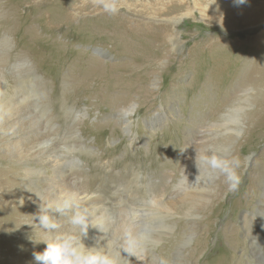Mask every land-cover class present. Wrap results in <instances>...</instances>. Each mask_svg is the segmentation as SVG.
<instances>
[{"label": "rangeland", "instance_id": "obj_1", "mask_svg": "<svg viewBox=\"0 0 264 264\" xmlns=\"http://www.w3.org/2000/svg\"><path fill=\"white\" fill-rule=\"evenodd\" d=\"M2 1L0 189H11L12 180L7 182L11 176V191L25 192V171L7 153L9 142L15 141L16 146L32 143L38 154L55 150L71 178L58 176L59 180L54 177V170L45 165L51 178L38 184L36 201L67 203L63 213L52 217L57 224H63V232L79 233L70 217L77 210L86 209L88 235L93 240L90 246L109 255L115 264H174L175 252L167 255L165 247L178 227L185 237H190V224L195 222L196 230L187 247L188 261L197 264L196 261L210 257L211 264L220 257L218 235L222 228L219 225L206 237L209 226L204 220L220 203L216 197L225 187L221 198L224 203L215 211L213 222L224 223L228 219L226 211L236 208L231 205L236 197H244L231 218L239 228L237 240L241 245L235 251V263L246 258L248 240L241 230L245 225L242 220H253L257 200L254 178L264 172V6L254 5L258 0L240 5L234 0H117L119 11L108 14L97 0H82L80 9L72 12L71 21L51 35L50 30L45 33L36 25H42V14L46 12L57 19L70 11L65 5L73 0ZM61 6L65 11H61ZM239 12L251 15L231 18V14ZM104 15L117 32L125 35L127 46L117 44L125 50L115 52L97 41L108 35L106 28L113 29L95 28L94 23ZM221 15L228 16L233 24L226 31L212 22ZM137 26L143 34H136L135 38L143 35L146 40L139 48L159 56L155 69L144 70V80L139 82L130 75L137 67H129L132 63L128 58L137 50L134 43H139L130 32H136ZM153 30L161 32L160 40L153 37ZM21 47L40 57L32 63L24 58L26 52ZM95 62H102L107 83L113 87L108 96L91 95L94 86L89 81L83 89L78 87L76 79L84 81L95 75ZM119 69L126 73L119 74ZM27 70L29 77L24 76ZM236 85L238 89L232 90ZM219 104V111L204 122L190 118L202 105ZM127 108H134L133 116L128 117L132 121L128 131L120 117L122 109ZM163 111L168 113L165 118ZM252 113H256L254 124L250 122ZM156 116L159 118L150 124ZM132 134L138 137L137 141H132ZM197 151L201 156L215 154L238 159L237 189L229 191L225 177L203 160L198 168ZM127 158L137 163L128 169L132 162ZM32 166L40 168L39 164ZM81 190L91 202L76 201L75 195ZM22 196L13 206H17V211L9 207V211L0 212V230L6 233L9 227L17 226L19 238L35 236L44 240L41 228L31 235L25 229L27 224H38V217ZM25 206L26 210L19 209ZM52 209L49 206L48 210ZM9 236L3 239L7 244L0 242V257L7 258L5 262L14 264V253H33L29 246L15 248ZM45 247L43 243L41 252ZM197 248L200 253L195 258L192 255Z\"/></svg>", "mask_w": 264, "mask_h": 264}, {"label": "bare ground", "instance_id": "obj_2", "mask_svg": "<svg viewBox=\"0 0 264 264\" xmlns=\"http://www.w3.org/2000/svg\"><path fill=\"white\" fill-rule=\"evenodd\" d=\"M2 2H4V1L0 0V5H1ZM71 2L72 3L70 5H65V9H68V11L70 10L68 13L66 12V13L63 14L61 12L62 13L61 16L56 19L54 17V15H53L54 18H52L51 16H48L49 15L48 13L44 12L42 14L43 15L42 18L39 20V21L42 20V25L41 24H36V25H38L39 27H41V29L45 33H47V30H50L49 33L51 35H55L53 33L54 30H57L58 27H60L61 25L62 26L67 25L71 21L72 14L73 13H76L78 11V9H80L79 8V5L81 4L82 0H73ZM15 4H18L19 5V3H14V5ZM254 5L259 6V7L262 8L264 6V2H260L258 0V1H255L254 2ZM5 6H6V3L4 4V7ZM22 9H23V7H22ZM22 9L20 7V11ZM60 9H61V11L62 10L65 11V9L62 6H61ZM40 10H42V8ZM1 12H2V10H1ZM19 13H17V14H19ZM250 15H251L250 12H239L238 14H231L230 16H231V18H233V17L235 18L237 16H240V18H246V17H249ZM20 16H22V15H20ZM108 18L109 17H107V15H104L102 17H99L97 19V22L94 23V25L96 24V27L95 28L97 29V31L103 29L106 26H108L110 28H113V29L106 28V30H108V35L105 36V37L99 38V40L97 39V41L98 42H104V43H106L109 46V49L110 50L116 52L119 49H123V47L117 45L118 43H120V44L123 43L124 46H127L126 45V38H125V35L124 34H121L120 32H117L118 31L117 30V27H115V25L112 24L113 22H111L110 19H108ZM174 19H176V17ZM118 21H122V20L119 18ZM28 22H30V21H28ZM123 22L125 23V21H123ZM212 22L213 23L216 22L217 28L219 30H222V31H226V29H229L231 27V25H233L230 22V20H228V16L226 17V15H221V16H219L217 18V20L212 21ZM35 23H37V22H35ZM26 26H28V25H26ZM82 26L83 27H86V24H83ZM127 28H128V26L126 27V29ZM140 29H141L140 26H137L136 27V30L137 31H140V32L137 33V31L135 32L134 30H131L130 31V32L133 33V38H134L133 40H136L139 43H136V42L134 43V44H137L136 45L137 50L134 52V54L132 56H129L128 57V58H130L131 63H132L131 66H129V67H132V66H134V67L136 66L137 67L136 69H134L133 74H131L132 72L130 73V75H132L137 80V82H139V80H141L146 75L144 70H152L153 71L155 69V67L157 66V64L159 63V61H158L159 56L156 55L157 53H155V52H149V51H144V50H141L139 48V45L141 46L143 44V41L145 40V39H143V35H142V38L141 39L140 38H135L136 34H139V35L143 34ZM158 31H154L153 30L152 34H153V37L158 38V40H160L162 36H161V32L160 31L158 32ZM229 31H231V30H229ZM14 32H16V31H14ZM145 36L147 38H149L147 35H145ZM53 38H55V36H53ZM61 46H62V44H61ZM159 48H158V50H159ZM21 49L25 50V52H26V54H24V56H25L24 58L25 59L27 58V60L32 61V63L36 62L37 59H38V57H40L36 53L28 54V53H31V52L28 51L27 49H24L23 47H21ZM123 50H125V49H123ZM129 51H131V49ZM82 60H84V59H82ZM82 63L84 64L85 62H82ZM101 63H97V65H96V62H95V63H93L94 67L91 66L93 68L92 72L93 73L95 72V75L94 76L92 75V79L86 78V79H84V81L82 79H81L82 81L80 79H76V81L77 82L79 81L78 82V87H81L82 89L84 88L83 85L84 84H87L88 81H89V83L94 86L93 90L90 92L91 95L103 94V95L108 96L112 92L113 87H111L110 85H108V83H107V80L108 79H106L105 76H104L106 73H105L104 69L102 68L103 65ZM146 63H148L149 65L148 66H143L141 68L138 67V66H141V65L146 64ZM36 64H38V63H36ZM83 64H82V66H83ZM123 66H125V65H123ZM106 67H108V66H106ZM127 70H129V69H127ZM130 70H132V69H130ZM107 71H110V70H107ZM82 72H84V71H82ZM113 73H115V72H113ZM123 73H126V72L120 71V69H119V74H123ZM24 76H26V77L31 76V74L29 73V70H27V71L24 72ZM120 76H122V75H120ZM109 77H111V76H109ZM118 78L119 77L117 76V78H114V79L116 80ZM142 80H144V79H142ZM145 80H147V79L145 78ZM123 81H125V80H123ZM130 85H132V84H130ZM124 87H126V86H124ZM237 89H238V86L236 85V87H233L232 90H235L236 91ZM152 95H153V93H152ZM148 107L149 106H147V108ZM220 107H221V104H219V106H217V107L216 106H209V105H205V107H204V105H202L201 108H199V109L197 108L196 110L193 111V113L190 115V118H192V121L194 119H197V118L199 119V121H195V122H204L207 118L214 117L213 115H215L216 112L219 111ZM133 114H134V108L122 109V111H121V116L120 117H122L121 118L122 125H124L123 127L127 131H128V129L131 128V122H132V121L129 122L128 117L133 116ZM167 114L168 113H165V111H163L161 115H162L163 118H165V116H167ZM254 114H256V113H254ZM254 114L252 113L250 115V122L252 124H254L253 123V120L256 117V115H254ZM185 115L186 116L188 115L187 112H186ZM158 118L159 117L156 116L155 119H153L149 123L152 124ZM133 120H135V119H133ZM149 123L145 122V124H149ZM113 126H114V124H113ZM199 135H201V132H200ZM132 137H133V134H132ZM137 140H138V137L137 136H134L133 139H132V141H137ZM197 142H198L197 140L194 141V143H197ZM15 144H17V143H15V141L14 142L11 141V142H9L6 145L7 146V149H8L7 153L11 156V158L13 160L17 161V164H20L24 168L25 176H26L25 177L26 183L24 185L25 192L17 193L16 191H11L12 187L14 186V180L12 179L11 176H8L7 177V182H10L12 180L11 185H13V186L11 187V189H0V212H2V211H9V207H13L16 204L17 199L23 195L22 196V199H25L28 203H30L32 205L31 207L34 209V214L37 215V217L40 214H42L41 213V206H43V207H45L47 209V214L50 215L51 218L53 217L54 214L63 213L65 211V208H64V210L62 212H57L56 211V208L57 207H60V206H63L64 205L62 203V201L55 200V202H52L51 199H48V200H45V201H40V202L39 201H36V198H37V194H36L37 191L36 190L37 189L39 190L38 184L39 183L45 184L46 183L45 180L51 178L49 176L47 170H46L48 167H50L51 169L54 170V177L61 176L63 178H71L70 177L71 175L68 174V173H66L63 170V166L65 164L64 163L61 164V156L58 153H56L55 150L54 151L51 150V151H49L47 153H43V154H41V153L38 154L39 152L33 151L32 143H29V142H24L21 146H16ZM197 146H199V144ZM127 159H128V161H130L132 163L134 162L133 164L131 163V165L128 167V169L130 167L134 166L137 163V160L132 161V159H130V158H127ZM34 164H39L40 165V168L33 167L32 165H34ZM45 165H47L48 167H45ZM58 179H59V177H58ZM254 181L257 182V186L255 188V198H257V200H256V206L254 208L253 220L250 221L248 218H246L245 220H242L243 222H245L244 223L245 225H243V227L241 228V230L244 233H246V237H247V240H248L247 247H246V252H248V253H247L246 258H245V256L240 258V263H238V264H264V172H260L258 174V176L254 178ZM224 189H225V187H221V190L219 191V193H218V195L216 197L217 201L220 202V203H218L217 205H215V207H214L215 209H212V210L210 209L211 211L209 213H207V217L204 220V223H207L208 226H209V228L207 229V232H206V233H208L206 237H210L211 234H212V232L219 225L222 228L221 229V232L219 233V235L217 234L218 235V238L220 239V242H219V245H220L219 246V254H220V257H219V259H218V261L216 263H211V264H237V263H235V260L237 259L235 251L236 250H239L240 247H241V245L238 243V240H237V232L239 231L238 230L239 228L237 226H235V225L232 224L233 218H231V216H233L232 214H234V212L236 213V210L240 206V202L243 201V198L244 197L242 195L239 196V197H236V199L231 204L232 205V209H233V206L236 207L235 210L233 211V210H230L229 209V212L230 213L228 211H226V214L228 215V217H227L228 219L225 220L224 223H222V224L221 223H217L216 224L215 222H213L214 215L216 214L215 211H217V209H219V207H221L223 205V203H224V202H221V198L225 194ZM85 194H86L85 193V190H81L79 194L77 193L75 195V197L77 199L76 201H78L79 203H83V204L84 203H87L88 201H90L91 199L89 197L85 196ZM171 195H173V194H171ZM81 196H85L83 200L80 199ZM183 201H185V200H183ZM49 206H52L53 209L52 210H48ZM26 208H28V207L25 206L24 208H19V209H22L24 211V210H26ZM14 209L17 211L18 210L17 209V206ZM190 225H191L190 226V230H189L190 231V237H188L189 235H187L185 237L184 234H183V232H182V229L180 227H178L177 233L175 234V236L173 237V239L171 241H169V244L165 247V253L167 255L170 252H173V251L175 252L174 264H191L188 261L189 259L187 257V247H188L189 241L191 239V236L193 235V233L196 230V224H195V222H192ZM61 226H63V224L62 225L58 224V228L55 229V230L45 231V230L42 229L41 226L39 227L38 224H36L34 227H32L31 224H27V228H25V229H27V231H30V234L29 235H31V234L36 233L38 231V229L41 228V231H42V234H43V237H44V240H45V239H52V238H54V236L56 234L64 233ZM9 229L10 230H8V232H6V233L0 230V242H2V243L5 242V241H3V239H7V237L10 235L9 236V239L11 238L13 240L12 245L15 248H17L19 246L20 247L23 246L25 248V247L29 246L28 249L32 250L33 253L34 252H37V251H41V245H43V243H39V242H41L42 240L36 239L35 236L33 238L32 237H29V236H24L23 238H19V236L16 234V233H18L17 232V229H19L17 226H14V227L11 226V227H9ZM84 243H85L86 246L91 247L90 245L93 243V240H92L91 236L87 235V237L84 238ZM244 245H245V243H243V246ZM24 252L20 253L19 255H15V253L13 254L14 261L13 260L12 261L14 262V264H36V262H35V260L33 258V253H28L27 252V255H29L28 256L29 258H25V256H27V255H24ZM199 253H200V248H197V249L194 250V253H193L192 256H194L196 258ZM5 260L3 259V257H0L1 264L4 263ZM209 260H210V257H208V258L205 257V258L201 259V261H196V262H197V264H210V262H208ZM5 264H12V262L11 261H6Z\"/></svg>", "mask_w": 264, "mask_h": 264}, {"label": "clouds", "instance_id": "obj_3", "mask_svg": "<svg viewBox=\"0 0 264 264\" xmlns=\"http://www.w3.org/2000/svg\"><path fill=\"white\" fill-rule=\"evenodd\" d=\"M99 6L108 14H116L119 11L117 0H97ZM247 0H234L237 5L246 3ZM203 160L212 168L219 170L225 177V183L228 185L229 191H235L240 183V176L237 173V168L240 166L238 159H224L215 154H201L197 151L196 163L200 166V161ZM65 205L57 207V212H62ZM41 213L38 216V224L45 231H51L58 228V224L47 214V209L41 206ZM70 223L79 229V233L64 232L59 233L52 239H45L39 243H45L44 250L33 253V258L36 264H115L113 258L106 253L95 249L93 246H86L84 238L88 235L90 227L89 214L85 210H77L70 217ZM99 230V226H96ZM37 243V242H36Z\"/></svg>", "mask_w": 264, "mask_h": 264}]
</instances>
